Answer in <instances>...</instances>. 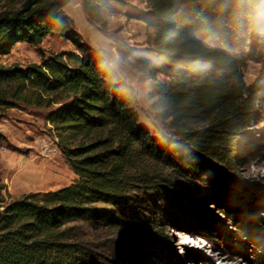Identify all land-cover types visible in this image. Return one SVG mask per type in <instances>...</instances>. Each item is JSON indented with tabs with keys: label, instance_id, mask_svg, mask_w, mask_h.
Masks as SVG:
<instances>
[{
	"label": "trees",
	"instance_id": "obj_1",
	"mask_svg": "<svg viewBox=\"0 0 264 264\" xmlns=\"http://www.w3.org/2000/svg\"><path fill=\"white\" fill-rule=\"evenodd\" d=\"M147 1L149 10L133 14L152 29L149 54L138 59L151 75L149 93L168 133L159 143L139 123L134 90L72 36L70 0H23L0 12V54L20 42L39 45L53 33L73 39L79 50L0 65V119L20 103L52 109L49 119L71 140L62 149L76 174L70 185L16 197L7 196L0 178V264H96L81 225L126 226L159 194L178 203L167 170L208 175L227 192L243 235L252 234L246 223L253 199L231 190L217 163L231 165L244 145L242 125L263 98L262 84H247L244 68L247 49L264 47V0ZM82 2L91 21L105 24L102 8L114 0ZM0 140H7L1 129ZM193 154L197 161L187 163ZM261 225L264 234V218Z\"/></svg>",
	"mask_w": 264,
	"mask_h": 264
},
{
	"label": "rangeland",
	"instance_id": "obj_2",
	"mask_svg": "<svg viewBox=\"0 0 264 264\" xmlns=\"http://www.w3.org/2000/svg\"><path fill=\"white\" fill-rule=\"evenodd\" d=\"M22 1L0 0V12L19 8ZM149 9L147 0H114L102 8L105 24H98L89 19L82 0H70L65 6L74 20L72 36L92 47L118 73L119 83L134 90L139 123L154 135L167 136L153 106L156 98L149 93L151 75L138 59L149 54L147 39L152 29L133 12ZM247 52L246 82L262 84L263 98L255 100V113L242 125L239 135L244 145L234 152L231 165L216 163L224 168L231 190L251 195L246 225L252 234L243 235L227 192L216 188L208 175L183 177L167 170L178 203L159 194L126 226L81 225L96 264H264V176L251 171L264 169V47L250 46ZM59 53L79 54V50L73 39L53 33L39 45L16 44L10 53L0 54V65L41 63ZM51 111L20 103L0 119V129L7 136L0 140V178L8 197L56 190L75 180L62 149L71 140L66 131L54 127Z\"/></svg>",
	"mask_w": 264,
	"mask_h": 264
},
{
	"label": "clouds",
	"instance_id": "obj_3",
	"mask_svg": "<svg viewBox=\"0 0 264 264\" xmlns=\"http://www.w3.org/2000/svg\"><path fill=\"white\" fill-rule=\"evenodd\" d=\"M124 99H125V102L129 103V100L127 98L124 97ZM153 140L155 142H157V143H159L161 141V137L159 136L158 133L153 136ZM160 147L163 148V149H165L167 147V145L164 144V143H160ZM196 161H197V155L196 154H193L190 157V159L187 161V163L194 164ZM251 171H252V174L253 175L259 174V175L264 176V169H256V168H253Z\"/></svg>",
	"mask_w": 264,
	"mask_h": 264
},
{
	"label": "crops",
	"instance_id": "obj_4",
	"mask_svg": "<svg viewBox=\"0 0 264 264\" xmlns=\"http://www.w3.org/2000/svg\"><path fill=\"white\" fill-rule=\"evenodd\" d=\"M17 159V158H16ZM22 161V159L20 160V162ZM20 196V195H19Z\"/></svg>",
	"mask_w": 264,
	"mask_h": 264
},
{
	"label": "built area",
	"instance_id": "obj_5",
	"mask_svg": "<svg viewBox=\"0 0 264 264\" xmlns=\"http://www.w3.org/2000/svg\"><path fill=\"white\" fill-rule=\"evenodd\" d=\"M45 142H47V140H45ZM46 146V145H45Z\"/></svg>",
	"mask_w": 264,
	"mask_h": 264
},
{
	"label": "bare ground",
	"instance_id": "obj_6",
	"mask_svg": "<svg viewBox=\"0 0 264 264\" xmlns=\"http://www.w3.org/2000/svg\"><path fill=\"white\" fill-rule=\"evenodd\" d=\"M215 246V245H214Z\"/></svg>",
	"mask_w": 264,
	"mask_h": 264
}]
</instances>
